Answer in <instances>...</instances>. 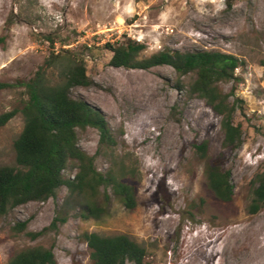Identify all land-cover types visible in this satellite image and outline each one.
I'll list each match as a JSON object with an SVG mask.
<instances>
[{
  "label": "rangeland",
  "instance_id": "obj_1",
  "mask_svg": "<svg viewBox=\"0 0 264 264\" xmlns=\"http://www.w3.org/2000/svg\"><path fill=\"white\" fill-rule=\"evenodd\" d=\"M0 0V83L27 82L52 51L84 58L95 85L72 90L105 115L117 141L115 155L130 156L139 169L136 207L111 197L101 221L79 217L76 203L57 230L36 240L27 232L50 226L67 196L32 202L0 216V264L33 246L53 248L58 264H93L84 232L125 234L148 250L146 264H264V206L251 214L253 186L264 170V0ZM8 24V25H7ZM131 39L146 46L141 57L164 49L220 51L238 57V80L223 84L239 106L243 144L224 148L221 117L204 100L177 87L170 66L149 70L115 68L107 44ZM53 41V42H52ZM185 84L190 79L182 78ZM24 88L0 89V115L21 107ZM21 113L0 130V165H14V142L22 132ZM79 146L95 155L106 172L110 161L98 154L99 133H78ZM209 143L208 159L229 170L231 202L208 187L206 161L195 146ZM26 222L24 232L13 228Z\"/></svg>",
  "mask_w": 264,
  "mask_h": 264
},
{
  "label": "trees",
  "instance_id": "obj_2",
  "mask_svg": "<svg viewBox=\"0 0 264 264\" xmlns=\"http://www.w3.org/2000/svg\"><path fill=\"white\" fill-rule=\"evenodd\" d=\"M226 3L231 8L234 0ZM4 41L5 37H0V44ZM106 48L113 54L109 65L115 68L172 67L178 75V89L204 100L221 117L224 148L235 150L242 146V125L236 123L240 108L237 101L232 100L235 92H226L222 87L238 80L236 71L243 66L238 57L220 51L164 49L143 58L141 54L146 46L131 39L107 44ZM182 78L190 81L185 84ZM94 85L87 74L84 58L70 50L52 51L27 82L0 83V89L24 88L21 107L0 115V130L19 113L24 119L23 130L14 142L15 164L0 165V216L28 203L56 199L62 188L67 189L65 201L57 207L50 226L40 232H27L33 240L64 225L72 202L76 203L78 215L83 220L105 219L110 214L109 190L130 210L136 207L137 164L130 156L115 155L117 141L103 112L85 99L72 96L74 88ZM88 128L98 131L97 153H103L110 161L104 173L96 168V156L79 146L78 133ZM195 148L199 158L206 161L210 191L220 201L231 202L234 187L230 171L209 161L207 141ZM252 186L251 214H257L264 206V170L256 174ZM13 229L24 232L27 223L18 222ZM82 239L93 264L147 263V248L128 235L103 236L87 231ZM9 264H58V261L53 248L33 246L16 253Z\"/></svg>",
  "mask_w": 264,
  "mask_h": 264
}]
</instances>
